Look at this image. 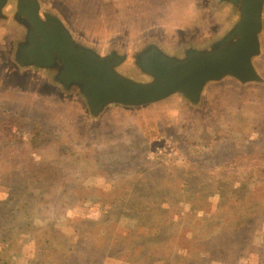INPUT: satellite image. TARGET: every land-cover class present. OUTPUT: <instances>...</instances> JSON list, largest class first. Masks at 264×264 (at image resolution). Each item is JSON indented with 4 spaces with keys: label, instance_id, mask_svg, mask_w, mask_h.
I'll return each instance as SVG.
<instances>
[{
    "label": "rangeland",
    "instance_id": "1",
    "mask_svg": "<svg viewBox=\"0 0 264 264\" xmlns=\"http://www.w3.org/2000/svg\"><path fill=\"white\" fill-rule=\"evenodd\" d=\"M52 1L95 38L125 30L120 38L134 40L171 22L168 29L189 2ZM22 79L0 69V240L11 236L0 264H131L141 251H148L146 263L154 264L160 254L147 242L154 245L162 237L172 241L173 251L164 264H251L241 261L239 252L248 243L264 246V84L221 81L202 108L170 101L95 121L85 119L73 100ZM10 123L17 124L15 131L24 130L25 146L7 142ZM230 126L241 134L207 156L187 143L219 144L218 132ZM45 165L53 170L36 177L32 171ZM237 180L259 182L256 190L241 192L250 205L229 213L222 206L214 213L225 182ZM197 197L206 199L205 221L196 215ZM160 200L166 205L161 213L176 214L167 234L162 226L158 235L139 219L141 205L151 203L156 214ZM237 213L244 226L236 238L225 240L223 228L234 233L237 219L229 216ZM211 221L220 231L216 244L206 226ZM139 231L149 236L145 250L134 245L141 242ZM232 241L238 250L226 253Z\"/></svg>",
    "mask_w": 264,
    "mask_h": 264
},
{
    "label": "water",
    "instance_id": "2",
    "mask_svg": "<svg viewBox=\"0 0 264 264\" xmlns=\"http://www.w3.org/2000/svg\"><path fill=\"white\" fill-rule=\"evenodd\" d=\"M222 1L215 11L200 12L213 36L220 31L208 27V21L229 24L228 34L217 44L190 52L123 54L110 52L105 44L94 51L79 45L65 21L41 15L36 0H16L23 29L17 62L25 67L27 82L51 86L55 95L66 91L63 97L73 100L84 117L114 116L170 101L188 108L204 105L221 81L245 85L264 78V0ZM6 2L0 0L2 17ZM202 31L201 22L191 29L198 40ZM181 39L188 44L192 38Z\"/></svg>",
    "mask_w": 264,
    "mask_h": 264
},
{
    "label": "flooded vegetation",
    "instance_id": "3",
    "mask_svg": "<svg viewBox=\"0 0 264 264\" xmlns=\"http://www.w3.org/2000/svg\"><path fill=\"white\" fill-rule=\"evenodd\" d=\"M16 0H7L4 5V15L0 16V69H2L7 74L12 73L18 79L23 80L25 67L17 62V51L21 45V40L19 34L23 33L22 27H20L19 19L21 15L17 11ZM40 6L41 15L49 20H55L61 22L65 21V28L70 32V36L74 37L79 45H85L87 48H90L92 51L97 49V45L100 43L102 46L107 47L110 52H117L123 54L129 53H138V52H175L182 50L184 52L194 51L197 48H202L208 45L217 44L226 37L229 32L227 28L228 23L224 22H209V26H212L218 34L214 35L209 34L207 23L202 19L200 12L205 11H215L222 4V0H189L187 4V9L179 21L174 22L169 26L168 29H165L166 25H169L171 22H168L165 25H162L159 28V33L153 32L147 38L138 36V38H126L122 39L118 37L117 34H107V38H99L101 34H97L96 38L89 33H86L82 30H79L78 27L70 18H68L67 13L57 5L56 2L51 0H36ZM54 4V5H53ZM209 20V19H207ZM232 21V20H231ZM202 24V27L205 31H202L199 40L192 36L191 29L195 27L198 23ZM162 22L161 24H164ZM70 26H73V30L70 29ZM232 23H230V28ZM190 35L192 38L188 44L181 39ZM178 41V43L176 42ZM205 42V43H203ZM257 84H264V78L261 81H255ZM53 85L56 86L57 82H53ZM48 91H51V86H43ZM70 95L75 94L72 91H67ZM66 91H63L59 94L60 97L64 96ZM203 105L198 103L193 104V108H202Z\"/></svg>",
    "mask_w": 264,
    "mask_h": 264
},
{
    "label": "trees",
    "instance_id": "4",
    "mask_svg": "<svg viewBox=\"0 0 264 264\" xmlns=\"http://www.w3.org/2000/svg\"><path fill=\"white\" fill-rule=\"evenodd\" d=\"M52 1V0H51ZM53 2V1H52ZM54 5V4H53ZM55 6H59L58 4ZM157 33H159L158 31H156ZM126 33L125 30H118L115 32V34L118 35V37H121L120 35ZM149 35H151V33L145 34V35H141V37L147 38ZM251 84V83H249ZM249 84H245L242 86H247ZM85 119H96L95 121H99V120H105L108 119L107 116L105 115H97V116H86ZM17 124L16 123H10L7 124L6 128V137H7V142H9L10 144L13 145H26V140L24 139V130L20 127L19 131H15L14 127H16ZM238 127V126H237ZM35 128V127H34ZM239 128V127H238ZM40 130L37 131L36 137H38ZM238 132V130L236 129V126H230L228 130H220L218 133L219 136V141L220 143L218 144V141H212V140H208L207 141H200L198 143H194L193 141H187L189 147L195 152V154L198 155H203L207 156L208 154H212L215 152V150L217 149V147L223 142V143H229L233 137L235 136V134ZM238 134H241V132L239 131ZM31 139H34V136L31 137ZM39 139L40 135H39ZM39 143V141H38ZM37 147V146H36ZM54 166H50V165H45V166H40V167H36V169L34 171H32L34 173V175L36 177H45V174H47L50 170H53ZM59 170H61V168H58ZM56 177V175H55ZM253 180V179H251ZM47 181L50 183L51 180L50 178L47 179ZM250 182V181H249ZM249 182H244L242 180H237L231 183L225 182L224 187L222 192H219V200L217 204H213L214 210H212L214 213H218L221 211L222 206H226V209L228 211V213L237 208L239 210L244 209L245 207L250 205L249 200L248 201H244L241 198V192L242 190L245 192H252L254 190H256V187L258 186V183H256V180L252 181L251 183ZM219 184V182H217L215 184V186H217ZM255 184V185H254ZM212 186V185H210ZM214 188V187H213ZM252 198H250L251 201ZM50 202V200H46V203ZM206 202V199H202V198H196L195 204H197L198 208H199V212L198 214H196L198 217H201L202 221H205V216L208 215L209 213V208H203L201 207V204H204ZM141 208L143 209V211L141 212V218L139 219V222L142 225H147V226H152V230L151 232H154L158 235L161 234V230H162V226L166 227V234H167V227L169 226V222H171L174 217L175 214H172L171 217H169V213H161L162 209L165 211L166 210V205L164 201L160 200V208L157 210L156 214H154L151 209H152V204L149 203L147 205H141ZM162 208V209H161ZM221 208V209H220ZM177 211V210H176ZM202 211V212H200ZM208 212V213H207ZM201 213V214H200ZM178 214V213H177ZM210 216V214H209ZM191 217V216H190ZM211 217V216H210ZM231 217H236L237 219V224H236V230L234 231V233H230L229 231V227L228 230L226 228H223L226 237L224 238L225 240L230 239L231 238H236L241 229L243 228L242 226V222H243V216L240 213H237L236 215H230L229 219ZM227 218V217H225ZM228 224H229V220H228ZM204 225V224H203ZM207 228L212 231L214 233L215 236V240H214V244H216L217 242V238L220 234V231L217 229L218 223L216 221H211L210 225L208 226V223L206 224ZM264 227V225H263ZM162 241L160 239L161 242L156 241L153 244H151V241L149 239V236H147L143 231H139L138 233V239L141 241L140 243L137 242L136 244H134L136 246V248H140L141 246V250H145V246L143 245V243L147 242L150 246L151 252H155L156 254H160V260L156 259L154 264H164L165 262H170L172 257H173V251L172 249L169 247L168 243L172 242L171 240L167 239V237H162ZM43 237L38 238L36 240V243H41ZM234 241H232V246L226 249V253H231L232 251H235V249H233L235 246L234 245ZM0 244H1V248H0V259L2 257V255H8V251L10 250V245H11V236L10 239H2L0 240ZM167 244L166 247H164ZM155 245H157L156 248ZM248 246L246 250L244 251H240V259L241 261H246L248 260L249 263L251 264H264V246H257L253 243H248ZM160 247H164L162 248L160 251H157L158 249H160ZM154 248V249H153ZM165 252H164V251ZM238 250V249H237ZM143 251H141L142 254ZM148 251H145L143 253V255H139L140 258H138L135 261L130 262L131 264H147L146 260H147V256L149 255V253H147ZM150 252V251H149ZM201 257V256H200ZM194 264H198L199 262L197 260H194ZM128 264V263H127ZM192 264V263H191ZM204 264H207V262H204Z\"/></svg>",
    "mask_w": 264,
    "mask_h": 264
}]
</instances>
